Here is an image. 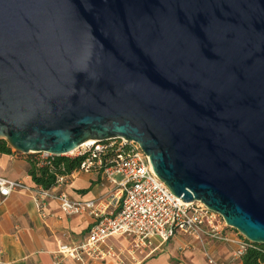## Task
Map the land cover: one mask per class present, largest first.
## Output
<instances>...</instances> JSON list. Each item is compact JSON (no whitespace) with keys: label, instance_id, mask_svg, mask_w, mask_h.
<instances>
[{"label":"water","instance_id":"1","mask_svg":"<svg viewBox=\"0 0 264 264\" xmlns=\"http://www.w3.org/2000/svg\"><path fill=\"white\" fill-rule=\"evenodd\" d=\"M114 139L264 245V0H0V140Z\"/></svg>","mask_w":264,"mask_h":264},{"label":"built area","instance_id":"2","mask_svg":"<svg viewBox=\"0 0 264 264\" xmlns=\"http://www.w3.org/2000/svg\"><path fill=\"white\" fill-rule=\"evenodd\" d=\"M38 165H51L59 157H83L79 168L69 174H56L49 188L27 185L22 181L0 178V196L24 194L38 209L47 200H55L64 215L87 213L94 221L80 243L57 242L52 264L68 259L84 264L86 259H119L136 248H149L154 239L166 243L178 234L197 240L210 264H216L206 252V242L230 247L231 260L240 262L251 245L223 218L200 202L184 203L171 194L154 173L149 157L139 145L124 139L103 142L87 141L73 151L55 156L49 153L30 154ZM76 172H95L104 191L87 200H71L60 189ZM115 176H120L116 179ZM41 219L44 217L39 213ZM124 238L126 250H114L106 245L110 238Z\"/></svg>","mask_w":264,"mask_h":264},{"label":"crops","instance_id":"3","mask_svg":"<svg viewBox=\"0 0 264 264\" xmlns=\"http://www.w3.org/2000/svg\"><path fill=\"white\" fill-rule=\"evenodd\" d=\"M29 155L14 151L0 153V178L33 185L27 174ZM71 200H87L104 191L97 173L76 172L61 189ZM43 215L42 220L39 213ZM94 219L87 213L64 215L55 200H47L41 210L24 194L0 196V264H52L57 242H82ZM128 240L110 238L114 250L128 247ZM206 252L216 264H241L231 260L230 247L206 242ZM60 264H79L62 259ZM84 264H210L196 239L178 234L166 243L154 239L149 248H136L119 259H86Z\"/></svg>","mask_w":264,"mask_h":264},{"label":"trees","instance_id":"4","mask_svg":"<svg viewBox=\"0 0 264 264\" xmlns=\"http://www.w3.org/2000/svg\"><path fill=\"white\" fill-rule=\"evenodd\" d=\"M5 141L0 140V153L10 152ZM83 157H59L51 165H38L33 155H29L27 174L34 184L49 188L54 184L56 174H69L77 170ZM241 264H264V245L251 244L240 258Z\"/></svg>","mask_w":264,"mask_h":264},{"label":"rangeland","instance_id":"5","mask_svg":"<svg viewBox=\"0 0 264 264\" xmlns=\"http://www.w3.org/2000/svg\"><path fill=\"white\" fill-rule=\"evenodd\" d=\"M115 178L118 180V179H120L121 177H120V176H115Z\"/></svg>","mask_w":264,"mask_h":264},{"label":"bare ground","instance_id":"6","mask_svg":"<svg viewBox=\"0 0 264 264\" xmlns=\"http://www.w3.org/2000/svg\"><path fill=\"white\" fill-rule=\"evenodd\" d=\"M91 142V141H90Z\"/></svg>","mask_w":264,"mask_h":264}]
</instances>
